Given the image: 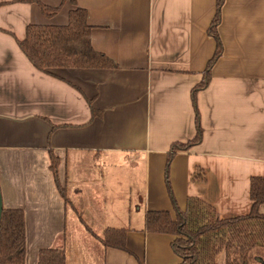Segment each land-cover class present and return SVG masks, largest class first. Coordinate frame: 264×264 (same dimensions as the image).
<instances>
[{
	"label": "crops",
	"instance_id": "1",
	"mask_svg": "<svg viewBox=\"0 0 264 264\" xmlns=\"http://www.w3.org/2000/svg\"><path fill=\"white\" fill-rule=\"evenodd\" d=\"M77 6L92 46L119 68L52 75L21 49L28 25H66ZM216 10L217 0H0V185L4 208L25 214L26 264L44 248H64L67 264L181 262L174 236L148 231L146 216H175L167 160L196 136L193 90L216 52ZM219 32L223 54L196 93L202 141L176 152L169 178L181 209L195 196L231 218L251 211V178L264 176V0H225ZM108 228L127 230L129 252L105 247Z\"/></svg>",
	"mask_w": 264,
	"mask_h": 264
},
{
	"label": "trees",
	"instance_id": "2",
	"mask_svg": "<svg viewBox=\"0 0 264 264\" xmlns=\"http://www.w3.org/2000/svg\"><path fill=\"white\" fill-rule=\"evenodd\" d=\"M225 0H217V10L208 33L216 40L217 48L208 62L203 80L194 87L193 101L196 109V136L187 142L172 145L166 168V182L172 200L175 216L169 210L148 211L146 229L150 232L171 234L174 236L172 248L182 259L178 264H217L216 255L225 249V264H251L248 253L260 239H264V213L260 206L264 203V176L251 178V211L246 215L220 218L214 207L204 200L190 196L187 207L181 209L174 196L169 170L177 151H187L199 144L203 138V127L197 106V90L208 86L212 79V68L223 54V42L219 32L222 10ZM44 14L53 16L58 8L39 2ZM92 26L88 23V11L77 6L69 14L66 25L30 24L26 37L19 40V45L34 66L54 75L52 68H119L112 58L96 50L91 42ZM92 118L99 114L91 106ZM59 127V126H57ZM51 168L60 193L68 202L67 181L60 178L59 158L50 149ZM199 171V170H198ZM193 179L204 180L201 174H194ZM218 239V240H217ZM102 243L106 248L114 247L129 252L127 230L108 228ZM27 239L26 218L22 209H3L0 225V264H26ZM38 264H67L64 248H44L40 250Z\"/></svg>",
	"mask_w": 264,
	"mask_h": 264
},
{
	"label": "rangeland",
	"instance_id": "3",
	"mask_svg": "<svg viewBox=\"0 0 264 264\" xmlns=\"http://www.w3.org/2000/svg\"><path fill=\"white\" fill-rule=\"evenodd\" d=\"M218 240V239H217ZM264 239H260L255 247H253L250 252L248 253V260L251 264H260L257 261L256 256H258L261 253V248L258 246H263ZM219 248H222L216 255V263L218 264H225V249L223 246H220ZM182 260V259H181Z\"/></svg>",
	"mask_w": 264,
	"mask_h": 264
},
{
	"label": "water",
	"instance_id": "4",
	"mask_svg": "<svg viewBox=\"0 0 264 264\" xmlns=\"http://www.w3.org/2000/svg\"><path fill=\"white\" fill-rule=\"evenodd\" d=\"M3 197H2V191H1V185H0V225H1V220H2V216H3Z\"/></svg>",
	"mask_w": 264,
	"mask_h": 264
}]
</instances>
